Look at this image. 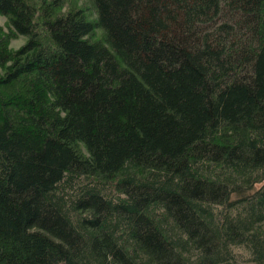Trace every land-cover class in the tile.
<instances>
[{"label":"trees","instance_id":"16d2710c","mask_svg":"<svg viewBox=\"0 0 264 264\" xmlns=\"http://www.w3.org/2000/svg\"><path fill=\"white\" fill-rule=\"evenodd\" d=\"M89 1L0 0V264H264V0Z\"/></svg>","mask_w":264,"mask_h":264},{"label":"rangeland","instance_id":"374dc122","mask_svg":"<svg viewBox=\"0 0 264 264\" xmlns=\"http://www.w3.org/2000/svg\"><path fill=\"white\" fill-rule=\"evenodd\" d=\"M35 3L40 4L42 1H50V0H31ZM61 4V8L58 10V12H67L71 9H83L86 11L87 16L92 15V10L90 8V1L89 0H59ZM5 24V18L0 16V27H4ZM98 35V34H97ZM99 36V35H98ZM24 42V38L18 37L17 39H12L9 42L10 48H17L18 46L22 45Z\"/></svg>","mask_w":264,"mask_h":264}]
</instances>
